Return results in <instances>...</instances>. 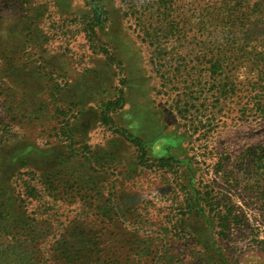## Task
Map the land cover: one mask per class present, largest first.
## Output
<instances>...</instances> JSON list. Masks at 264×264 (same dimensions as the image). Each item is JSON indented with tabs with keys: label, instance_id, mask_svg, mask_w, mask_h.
Wrapping results in <instances>:
<instances>
[{
	"label": "rangeland",
	"instance_id": "1",
	"mask_svg": "<svg viewBox=\"0 0 264 264\" xmlns=\"http://www.w3.org/2000/svg\"><path fill=\"white\" fill-rule=\"evenodd\" d=\"M262 156L264 0H0L27 264H264Z\"/></svg>",
	"mask_w": 264,
	"mask_h": 264
},
{
	"label": "trees",
	"instance_id": "2",
	"mask_svg": "<svg viewBox=\"0 0 264 264\" xmlns=\"http://www.w3.org/2000/svg\"><path fill=\"white\" fill-rule=\"evenodd\" d=\"M145 33H147L146 29L143 30ZM136 147L137 149H141V145L139 143H136ZM259 170L261 172V175L264 177V157L262 156L259 159ZM7 202L4 201V199H2V197L0 196V241H2L0 243V264H8V261L11 260L12 264H27L26 262V256H28V251H29V247L30 244H20L21 242H17L15 244H6L9 241H12L13 239H11V236H13V238L15 239H21V237L23 238L24 234H19V231L16 230L14 232H10V233H3V229L4 227H2V215L3 213L6 212L7 209ZM3 230V231H2ZM27 239V237H26ZM56 243V242H55ZM35 246H38V252L41 253L40 257H44L39 259L38 264H41L43 261H45L46 263L50 262L49 264H59V258L57 255H55V253H58L59 250L58 248L55 249L54 246H50L48 247V251L46 248H44V245H40L39 244H35ZM28 250V251H27ZM11 253V254H10ZM17 257H14L16 256ZM48 256V258H47ZM14 258L13 259H11ZM13 260V261H12ZM40 262V263H39ZM30 264H34V262L30 263ZM44 264V263H43Z\"/></svg>",
	"mask_w": 264,
	"mask_h": 264
}]
</instances>
